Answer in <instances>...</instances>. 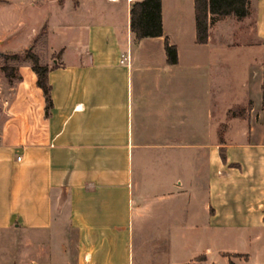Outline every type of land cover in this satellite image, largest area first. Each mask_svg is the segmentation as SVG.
Returning <instances> with one entry per match:
<instances>
[{
  "label": "crops",
  "instance_id": "0c3cea01",
  "mask_svg": "<svg viewBox=\"0 0 264 264\" xmlns=\"http://www.w3.org/2000/svg\"><path fill=\"white\" fill-rule=\"evenodd\" d=\"M132 1L48 0L83 30L35 48L46 115L28 61L0 80V264H247L233 242L264 233V0L208 15L202 44L193 0H160L162 35L136 41Z\"/></svg>",
  "mask_w": 264,
  "mask_h": 264
},
{
  "label": "rangeland",
  "instance_id": "374dc122",
  "mask_svg": "<svg viewBox=\"0 0 264 264\" xmlns=\"http://www.w3.org/2000/svg\"><path fill=\"white\" fill-rule=\"evenodd\" d=\"M49 12H51V6L48 0H0V53L3 52V55L0 54V80L6 79V71L11 75L13 68L21 64L24 59L22 52L28 43L32 52H35V48L40 46H42V51H58L63 46L70 50L81 44L79 37L83 27L79 26L78 32L75 33V39H73L70 28L66 25V22L70 21V17L66 15L65 11L57 10L52 15ZM1 38L5 39L2 44ZM14 53L19 57L13 58L11 55ZM48 63L50 64L51 60ZM217 126V140L221 141L225 122L220 121ZM54 225H59V223L55 222ZM2 238H5L6 241L11 240L9 233L1 234L0 239ZM56 239V242L60 241L61 237ZM233 246L238 249L242 248L248 253L247 264L264 262V233H260L259 239L256 240L249 238L240 244L233 242ZM4 255L1 254V260L4 259L2 264H8L9 258H5ZM51 260H58V255L54 254L53 248ZM217 264H221L220 260H217Z\"/></svg>",
  "mask_w": 264,
  "mask_h": 264
},
{
  "label": "trees",
  "instance_id": "16d2710c",
  "mask_svg": "<svg viewBox=\"0 0 264 264\" xmlns=\"http://www.w3.org/2000/svg\"><path fill=\"white\" fill-rule=\"evenodd\" d=\"M248 0H193L195 42L205 43L208 36L207 16L216 17L234 16L243 18L248 14ZM129 30L133 34L134 40H140L145 37H156L162 35L160 0H134L129 5ZM164 51L166 61L169 64L176 63V48L169 44L164 37ZM23 60L29 62L30 69L35 75V84L41 90L44 99V113H48L51 108L50 86L47 81L48 66L42 65L38 61L37 55L28 47L23 52ZM13 58L19 55L14 53ZM263 78L261 82V103L264 107V65ZM6 79H10V73L6 71ZM219 157L223 160V150L219 149Z\"/></svg>",
  "mask_w": 264,
  "mask_h": 264
},
{
  "label": "built area",
  "instance_id": "2783aa9c",
  "mask_svg": "<svg viewBox=\"0 0 264 264\" xmlns=\"http://www.w3.org/2000/svg\"><path fill=\"white\" fill-rule=\"evenodd\" d=\"M123 60H124V59H122V60H119V62L121 63Z\"/></svg>",
  "mask_w": 264,
  "mask_h": 264
},
{
  "label": "water",
  "instance_id": "95a60500",
  "mask_svg": "<svg viewBox=\"0 0 264 264\" xmlns=\"http://www.w3.org/2000/svg\"><path fill=\"white\" fill-rule=\"evenodd\" d=\"M0 54H1V55H3V53H2V52H1ZM53 62H55V60H54Z\"/></svg>",
  "mask_w": 264,
  "mask_h": 264
}]
</instances>
